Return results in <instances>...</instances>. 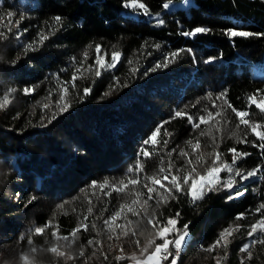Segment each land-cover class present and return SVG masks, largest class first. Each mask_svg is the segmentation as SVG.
Here are the masks:
<instances>
[{"label": "trees", "instance_id": "trees-1", "mask_svg": "<svg viewBox=\"0 0 264 264\" xmlns=\"http://www.w3.org/2000/svg\"><path fill=\"white\" fill-rule=\"evenodd\" d=\"M167 1L180 2L165 8ZM126 2L0 0L4 22L7 12L13 13V22L21 21L11 33L0 28L8 36L0 40V100L16 89L10 93V103L0 109V264H24L22 254L29 255L30 264H129L127 257H139L155 238L148 220L163 223L176 213V227L188 225L177 264H217V260L264 264V244L256 242L264 239V233L248 235L251 225L264 218V209L257 211L264 204V149L228 108L230 103L247 111L246 119L264 130V113L248 106L249 96L264 95V0H139L148 14L125 7ZM198 27L210 31L183 35ZM229 29L252 35L230 37ZM41 36L47 37L43 43ZM28 44L34 50L25 51ZM97 45L109 63L114 52L120 53L114 67L95 63ZM172 53L179 54L172 59ZM166 57L168 66L156 68ZM73 75L75 87L69 83ZM85 87L91 89L87 95ZM24 88L32 91L25 94ZM64 88L68 93L61 100ZM221 93L225 96L216 99ZM57 102L71 106L59 112ZM221 110V116L199 128H193L186 117L174 118L176 111H183L198 122L199 116ZM53 113L56 118L49 123ZM159 125L158 143L145 145L143 141ZM201 131L207 134L200 135ZM245 137L247 142L241 143ZM192 139L199 140V155L208 162L205 167L211 165L213 153L231 164L229 149L235 148L249 155L238 157L234 170L256 175L246 180L235 176L232 190L207 192L195 202L186 192H174L175 198L158 203L153 193L147 206H134L139 216L126 207L117 219L135 230V236H124L115 225L110 231L104 220L122 204L130 205L135 192L144 194L141 202L147 199L143 185H152L146 177L168 174L159 173V168L167 170L169 162L173 174L189 167L179 152H187V141ZM142 150L151 155L145 157ZM138 162L142 171L136 169ZM197 171L203 174L204 169ZM220 177L227 180L229 173L221 172ZM128 178L140 183L128 185L124 192L114 190L113 184ZM106 180L108 184L100 188ZM229 195L234 198L227 199ZM239 214L243 219H236ZM49 222L52 227L43 235L34 233ZM81 223L89 228L73 239L70 233ZM237 224L240 229L228 237L227 248L206 251L223 229ZM57 228L60 236L69 239L56 240L51 233ZM156 243L162 241L156 238ZM53 245L66 255L48 251ZM244 245L249 246L251 259L240 251ZM32 248L37 251L32 253ZM170 250L175 254L174 248ZM118 256L125 259L117 260Z\"/></svg>", "mask_w": 264, "mask_h": 264}, {"label": "snow or ice", "instance_id": "snow-or-ice-1", "mask_svg": "<svg viewBox=\"0 0 264 264\" xmlns=\"http://www.w3.org/2000/svg\"><path fill=\"white\" fill-rule=\"evenodd\" d=\"M125 7H132L133 9H143L145 14H148V9L147 7L143 4L140 3L139 0H127V2L124 4ZM163 7L167 8L169 5L166 3L163 5ZM6 16L8 17L7 22H4V17H0V28L6 29L8 33L12 32V26H15L17 29L20 27V20H16L13 22L11 19L13 16L12 12H7ZM23 19V18H21ZM56 23H60L61 17L57 16L55 17ZM162 23V21H161ZM26 31V29H25ZM210 31L207 28H202L198 27L195 28L191 32H184L183 35L189 36V35H195L197 33H204ZM230 37H236V36H250L252 33L249 32H244V31H236L233 29H229L226 33ZM8 36L5 31H0V40L7 39ZM47 39L46 36H41L40 38V43H43V41ZM29 50H34V45L33 44H28L27 47L25 48V51ZM191 51V50H189ZM101 49L100 46H96V60L95 63L99 65L100 68H103L107 66L108 68H112L115 66V63L118 60V57L120 56V53L114 52L112 54V62L109 63L105 60L100 55ZM179 53H172L171 58L174 59ZM87 57V53H85V58ZM170 62L169 58L166 57L165 62L163 64H157L155 67L160 68V67H167L168 63ZM210 62V61H208ZM15 63V61H13ZM131 63V62H130ZM153 71L155 70L152 69ZM96 75H100L99 68L96 70ZM77 79L76 75H73L71 81L69 83L72 84L73 87H75V80ZM16 89H10L8 93H6L3 97L2 100H0V109L4 108L7 106L8 103H10V93L15 92ZM32 91V89L29 88H24L23 92L25 94L29 93ZM264 92V90H261ZM91 92V89L88 87H85L83 89L84 95H87ZM63 95L61 96V100L65 99V96L68 93V89L64 88L63 89ZM225 96L224 93H221L220 96L216 97V99H222ZM209 99H211V93H209L208 96ZM249 100V107L252 105H255L257 109L261 113H264V95H260L259 98L257 95H252L248 97ZM225 103L227 101L225 100ZM70 103L65 102V103H59L57 102V107L59 112H66L69 107ZM44 107H48L47 104L44 105ZM213 107H217V105L213 104ZM228 108L232 110V112L235 113L236 117L239 119V123L244 125L246 128H249L251 132L256 136V138L261 141V143L258 145L260 148L264 149V130H261L262 125L259 123H252L249 119H246V117L249 116V113L247 111L243 110H237L235 107H233L230 103L228 104ZM222 115V110L217 111L215 113L213 112H208L207 115H201L198 117V122H195L194 117L189 115L186 112L183 111H176L174 114V118L176 117H186L190 123H192L193 128H199L201 124H206L210 120L214 119L215 117L221 116ZM56 118V113H53L51 119L49 120V123H51V120H54ZM162 125L157 126L152 133L149 135L147 139L143 141L145 145L152 144L156 145L158 143L157 141V136L161 132ZM219 130V129H218ZM207 133L201 131L200 135H206ZM165 135H170V133L165 132ZM241 143L247 142V138L245 137L244 139L240 140ZM163 143L166 145L167 140L163 141ZM187 144L191 147L193 152H196L197 149L200 147L199 140H197L195 143H193L191 140L187 141ZM229 151L233 153L232 157V163L229 164L227 162H223L220 160V154L219 153H213L210 154L214 158L212 159L211 165L205 167V165L208 164L207 161L204 160L202 155H197L195 158V163L193 160L189 157V153L184 151L183 149L180 150L179 154L182 157L187 158V165L189 166L186 168L181 174V169H176V173H172V169L174 165L169 162L167 166V170L164 167L159 168V173L163 174L166 171L168 174L166 175H152L148 176L145 179L151 183L152 186H149L148 183H145L143 186L147 189V199H144L142 202L140 201V197L143 196L144 194L141 192H135V199L131 201L130 205H127V212L131 213L134 216H139L140 212L136 210L134 206L137 204H140L141 208H144V206L148 205V202L152 199H154L153 193L156 194L157 197H159V200L157 201L158 203H166L169 198H175L173 193L174 192H186V194L190 195L192 198V201L195 202L196 200H201L204 198V196L207 194V192L211 191H219L221 188L227 189V190H232L235 185V176H240L242 179H248L249 177H252L256 175L254 171H250L247 173V175H243L239 169L233 168V166L236 163V160L240 156H247L249 155L248 153H237V150L235 148H230ZM142 155L145 157L150 156L151 153L148 152L147 150H142L141 152ZM197 165L200 167H204V172L201 174L200 172L197 171ZM136 169L142 171L143 166L139 162L136 164ZM133 168L129 167L128 172H132ZM221 172H228L229 177L227 180H222L220 177ZM191 181V183H189ZM140 181L139 179L136 178H128L127 181L121 179L117 184H113L114 190L118 192H124L128 185H137L139 184ZM108 184V181L106 180L103 184H100V188H104ZM93 186H96L95 182H93ZM156 186H159V189H163V192H161ZM167 193V195H165ZM234 195H242L240 192H235ZM234 195H229L227 199H233ZM35 199V197H33ZM60 207H63L61 205ZM125 207L126 205L122 204L120 206V209L115 211L110 218L104 220V224L108 226L110 231H115V228H120L121 232L124 236H129L130 234L135 236L136 231L133 229H128L126 225H120L116 224L115 222L117 221L118 218H121L122 214L125 213ZM264 209V204H261L257 211H261ZM89 212H91V209H88ZM145 214H147V210L145 208ZM179 213H176L175 216H170L167 218L166 222L161 223L160 221H154L153 219H149L148 223L153 226L155 229V238L150 239L147 244L141 249L140 256L137 257L135 255L131 257H127L128 259H132L135 261V264H164L165 261H169V258L171 257L170 264H177V260L179 258V253L181 248L184 245L185 239L188 236L187 228L188 225H184L183 229H179L176 227L178 220L175 217H178ZM87 219V217H85ZM237 220L243 219V214H239L236 217ZM132 221H127V224H132ZM115 225V228L113 227ZM159 225V226H158ZM52 227L51 222L46 224L44 227H36L34 229V233L37 235H43L45 232L46 228ZM91 227L95 228L96 225L93 224ZM89 228V225L86 223H81L74 229L70 235L73 239L76 238L77 233L83 229L84 231H87ZM240 225H236L235 228L233 227H228L223 229L219 233V237L216 241L213 242V244L206 249V251H213L216 247L221 246L224 248H227L229 240L228 237L232 235L234 231H239ZM264 233V218L259 219L256 223H253L251 225V230L248 232V235L251 236L257 232ZM51 235L56 238V240H68V236H60L58 228L56 231H53ZM142 235V233H141ZM173 237V238H170ZM111 239V237H109ZM119 239V236L116 237ZM156 238L160 239L162 243H156ZM257 243L264 244V239H260L256 241ZM28 243L31 244L32 240L29 238ZM89 244L93 243V241L89 240ZM137 246L139 247V240L136 241ZM171 248L175 249V254L170 250ZM151 249V251H150ZM37 251L36 248H32L31 252L35 253ZM48 251L55 253L58 256H65V252L60 251L58 246L53 245ZM121 251L123 249L121 248ZM241 252H246L248 253V258L251 259V252L249 251V246L244 245L241 249ZM79 255L83 256L84 253L81 250ZM68 259H73L74 257L68 256ZM106 258V257H105ZM117 260L125 259L123 256H118L116 257ZM21 260L24 262V264H30L29 261V255L28 254H22L21 255ZM217 264H220V261L217 260Z\"/></svg>", "mask_w": 264, "mask_h": 264}, {"label": "rangeland", "instance_id": "rangeland-1", "mask_svg": "<svg viewBox=\"0 0 264 264\" xmlns=\"http://www.w3.org/2000/svg\"><path fill=\"white\" fill-rule=\"evenodd\" d=\"M179 2H180V1H172V2H171V1H167V2H165V4L167 3L168 5H170V4H171V5H174L175 3H179ZM191 141H192L193 143H195L197 140L192 139ZM187 150H188L187 152H188L190 155H194V157H192L191 159H192L193 162L195 163V158H196V156L199 154L200 147H199V149L196 150V152H193L192 149H191V147L188 145ZM197 168H202V169H204V167H200L199 165H197ZM185 169H186V168H184V170H185ZM184 170H183L182 172H184ZM182 172H181V174H183ZM190 183H191V181H190ZM124 205H126V204H124ZM126 207H127V206H126ZM126 207H125V208H126ZM115 223H116V224H120L119 221H116ZM115 252L118 253V254H121V253H122L121 251H118V250H116ZM129 264H135V261L131 259Z\"/></svg>", "mask_w": 264, "mask_h": 264}]
</instances>
